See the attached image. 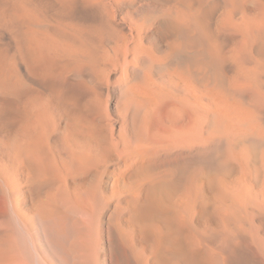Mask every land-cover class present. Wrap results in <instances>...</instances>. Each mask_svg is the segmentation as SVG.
<instances>
[{
    "label": "bare ground",
    "instance_id": "1",
    "mask_svg": "<svg viewBox=\"0 0 264 264\" xmlns=\"http://www.w3.org/2000/svg\"><path fill=\"white\" fill-rule=\"evenodd\" d=\"M204 1L0 0V264H264V1Z\"/></svg>",
    "mask_w": 264,
    "mask_h": 264
},
{
    "label": "rangeland",
    "instance_id": "2",
    "mask_svg": "<svg viewBox=\"0 0 264 264\" xmlns=\"http://www.w3.org/2000/svg\"><path fill=\"white\" fill-rule=\"evenodd\" d=\"M204 1V0H203ZM260 1H262V0H260ZM264 1V0H263ZM206 2V3H205ZM263 3V2H262ZM208 4V5H207ZM264 4V3H263ZM216 5H218V6H216ZM208 6V7H207ZM224 6L225 7H227L226 5H225V3H222V0H205L204 2H203V7L205 8V10L208 12V13H210L211 15H212V26L215 28V25H217L218 24V22H220V20H221V18L223 19V16H225V12L226 11H228L229 10V8H228V10H227V8H224ZM212 11V12H211ZM223 11H225V12H223ZM223 12V13H222ZM216 15H215V14ZM228 13V12H227ZM242 12H238L237 14H235L236 16H235V18L237 17V16H239L240 14H241ZM222 15V16H221ZM220 19V20H219ZM219 25V24H218ZM213 28V29H214ZM229 30V29H228ZM230 31V30H229ZM228 33H230V32H228ZM227 32H225L224 34H223V36L221 37V34H220V38H222V42H223V45L225 46V49L227 50V49H230V48H232L233 46H235L236 45V41L238 40V38H237V40H234L235 38H236V36H234L233 34L231 35V33L230 34H228ZM228 36H227V35ZM225 35V36H224ZM232 37H231V36ZM235 42H234V41ZM233 42V43H232ZM227 43V44H226ZM235 44V45H232V44ZM261 114H264V110H263V112H261ZM252 141V142H251ZM251 141H249V142H251V143H253L254 145H256L257 144V142L256 141H254V140H251ZM261 148V147H260ZM259 148V149H260ZM258 149V148H257ZM262 149V148H261ZM257 157V156H256ZM206 218V217H205ZM204 218V219H205ZM255 220H254V223L256 224V226L258 227V231H260V230H263V228H264V217L260 214V215H258L257 217H255L254 218ZM259 224V225H258ZM200 225H202V223H200ZM250 253L253 255V257H255L256 255V251L254 250V249H252V250H250Z\"/></svg>",
    "mask_w": 264,
    "mask_h": 264
}]
</instances>
